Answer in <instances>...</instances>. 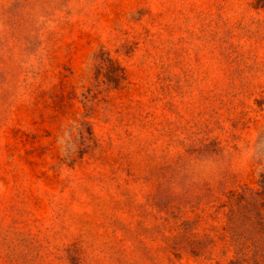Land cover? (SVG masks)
<instances>
[{
	"label": "rangeland",
	"instance_id": "obj_1",
	"mask_svg": "<svg viewBox=\"0 0 264 264\" xmlns=\"http://www.w3.org/2000/svg\"><path fill=\"white\" fill-rule=\"evenodd\" d=\"M263 174L264 0H0V264L225 263L167 201Z\"/></svg>",
	"mask_w": 264,
	"mask_h": 264
},
{
	"label": "trees",
	"instance_id": "obj_2",
	"mask_svg": "<svg viewBox=\"0 0 264 264\" xmlns=\"http://www.w3.org/2000/svg\"><path fill=\"white\" fill-rule=\"evenodd\" d=\"M261 178L259 188L242 186L210 201L208 216L216 225L205 233L195 232L203 215L196 214L194 219L185 220L181 215L189 209L196 212L200 201L191 200L185 194L173 195L167 202L174 205L168 206L167 212L180 234L170 252L184 253L194 259H211L218 250L221 257L229 252L232 256L225 263L217 264H264V174Z\"/></svg>",
	"mask_w": 264,
	"mask_h": 264
}]
</instances>
